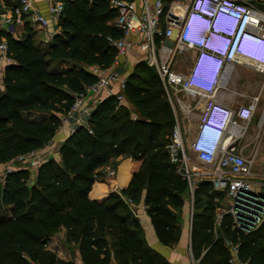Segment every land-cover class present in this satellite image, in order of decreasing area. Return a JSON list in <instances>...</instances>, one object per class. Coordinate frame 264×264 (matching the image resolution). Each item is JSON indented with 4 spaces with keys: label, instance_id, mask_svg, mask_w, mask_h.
<instances>
[{
    "label": "trees",
    "instance_id": "1",
    "mask_svg": "<svg viewBox=\"0 0 264 264\" xmlns=\"http://www.w3.org/2000/svg\"><path fill=\"white\" fill-rule=\"evenodd\" d=\"M249 1L264 10V0ZM65 3L46 50L30 32L21 39L6 36L11 61L0 73V165L52 141L76 95L98 80L90 66L106 69L116 58L108 41L123 35L113 25L116 11L104 0ZM54 64L58 69H52ZM123 95L122 105L115 95L104 99L88 124L61 144L60 161L43 163L31 184L28 169L0 182V212L9 211L0 216V264H75L48 249L49 239L61 228L66 242L77 245L83 264H112L113 258L118 264H171L141 237L140 222L122 196L135 204L143 200L161 244L180 241L177 211L185 206L189 184L167 149L174 114L156 68L145 61L128 75ZM33 113L44 116L30 120ZM120 157L134 162L129 186L104 203L92 201L89 193L100 169ZM194 198L192 251L198 264H230L225 240L239 244L242 263L264 264V224L245 233L232 229L233 219L226 215L216 235V210L225 194L201 182Z\"/></svg>",
    "mask_w": 264,
    "mask_h": 264
},
{
    "label": "built area",
    "instance_id": "2",
    "mask_svg": "<svg viewBox=\"0 0 264 264\" xmlns=\"http://www.w3.org/2000/svg\"><path fill=\"white\" fill-rule=\"evenodd\" d=\"M104 1L116 11L113 25L123 33L120 38H108L110 46L117 51L116 58L106 69L90 66V71L98 80L85 92L76 95L71 110L61 118L60 129L69 127L71 133L74 132L82 122L81 118L75 116L88 113L87 104L90 100L101 103L103 99L115 95L121 105L125 103L123 92L128 75L123 72L125 67L122 59L133 50H138L145 56L143 61L156 68L171 105L175 126L167 149L171 162L177 166V173L187 179L191 195L194 196L198 183L209 182L213 191L225 194L229 202L228 208L219 211L217 221L222 222L224 216L230 215L233 219L232 229H240L245 233L257 230L264 224V182H255L252 170L264 132V10L249 0ZM35 2L18 0L9 6L0 5V73L4 65L11 61L6 36L17 38L26 23L48 30L45 40L47 45L53 40L55 32L50 31L49 26L59 23L65 11V0H45L47 16L35 6ZM217 17L223 34L211 45L217 54L224 52L223 57L206 52L203 54L209 49L206 46L208 32ZM242 25L244 33L251 35L252 40L238 42L233 57L228 59L233 36ZM231 32L234 35L229 37ZM190 52H195V58L188 72L176 71V58ZM242 63L248 64L262 76L260 89L248 106L231 110V131L227 137L229 143L216 157H210L209 163L202 160L207 159V156L195 152V139L189 142L194 160L209 166V169L197 168L185 150L182 122L191 114H197L198 134L214 111L220 110L221 104L215 98L228 87L237 65ZM197 65L200 71L194 75ZM214 74L219 76L217 83L212 80ZM115 87L117 93L113 92ZM72 119L74 125L71 126ZM254 121L256 130L249 135ZM244 141L247 143L243 144ZM251 144L253 148L249 149ZM45 162L40 161L37 151L18 156L6 163L5 177L19 167L37 172ZM114 174V171L109 172V176ZM122 199L137 215L135 203L127 197ZM215 201H219V196ZM225 244L231 254L229 263L244 264L239 258V244L231 240H226Z\"/></svg>",
    "mask_w": 264,
    "mask_h": 264
},
{
    "label": "crops",
    "instance_id": "3",
    "mask_svg": "<svg viewBox=\"0 0 264 264\" xmlns=\"http://www.w3.org/2000/svg\"><path fill=\"white\" fill-rule=\"evenodd\" d=\"M17 1L18 0H0V5L3 4L9 6L16 3ZM35 6L41 11L42 14L47 16L45 0H36ZM49 29L50 31H54L55 33H57L58 24L50 25ZM27 32L31 33L36 44L40 45L41 48L47 45L45 43L48 33L47 29H40L38 27L30 25L29 23H26L25 28L21 32V35H18L16 39H21ZM129 55L131 56L122 59L125 67L123 68V72H125L126 75L130 74V72H128L129 65L131 64L130 60L139 59V61L141 62L145 58L144 54L139 52L138 50H133L131 53H129ZM194 58L195 56L193 57V59ZM261 82H262V76L257 71L250 69L248 67L237 66L236 70L231 76V79L228 82V87L221 90L217 94L215 100L222 106L229 109H237L240 107L248 106L251 101V98L255 97L256 94L258 93L261 86ZM113 92L117 93L116 87L113 88ZM99 104L100 103H96V101L94 100L93 101L90 100L87 104V108L89 109L88 113L83 114L82 116L79 115L75 116V118L78 119L81 118L82 120L79 126H86L88 124L89 117L91 116L92 112ZM37 115H41V114L33 113L28 117L30 120H37L36 119ZM73 121L74 119L71 120V126L73 124ZM70 133H71V129L69 127H64L58 130L57 135L55 137L56 138L55 141L61 145L68 138ZM195 137L193 139H195ZM53 157L54 159L60 161L59 151L55 155H53ZM195 162L200 165L204 164V162L198 160H196ZM133 166H134V162L131 158L120 157L111 161L107 166L100 169V173H101V177L99 178L100 181L95 182V184L93 185L92 190L89 193V198L92 201L103 203L107 200V198L111 194L113 193L120 194L121 190L127 188L131 182V179L133 177V173H132ZM110 171H114L115 174L113 176H109ZM255 178H258V180H255ZM253 180L255 182L256 181L264 182V173L258 172L257 174H254ZM198 184L196 188L198 187ZM225 200L227 199L225 198ZM139 205H140L138 206L139 209H137L136 211L138 213L137 215L134 214L131 210L130 211L134 215L133 217L139 220L141 225L140 235L142 238H144L148 246H150L154 251L159 253L164 259L169 261L171 264H193V262H197L198 264V261L194 258L192 251L193 214L190 217H186L187 221L189 220L188 221L189 223L188 222L185 223L184 220L185 217H183L184 220L183 224L182 222H179L180 230H181V238L180 241L175 245L176 246L175 249L172 250L170 246H165L161 244L160 241L158 240L154 227L151 222V218L147 213L146 206L143 200L140 202ZM228 207H229V202L227 208ZM185 209L186 206H184V211ZM220 210L221 209H218V212ZM218 214L219 213H217V216L215 218L216 235L218 234V230L220 229L221 226V222L217 221ZM66 235H67L66 229L61 228L60 231L57 233V235L49 239L48 242L49 249L56 253L58 251V248L56 247L58 246V240L60 244L64 246V244H66ZM67 246H69V244ZM64 250H66V252L62 251L61 249L60 253H56L60 260L64 262H74L75 264H83L78 249H76L75 256H73L71 252L66 248ZM112 264H118L114 258L112 260Z\"/></svg>",
    "mask_w": 264,
    "mask_h": 264
},
{
    "label": "rangeland",
    "instance_id": "4",
    "mask_svg": "<svg viewBox=\"0 0 264 264\" xmlns=\"http://www.w3.org/2000/svg\"><path fill=\"white\" fill-rule=\"evenodd\" d=\"M46 48H47V45L42 47L43 50H46ZM129 56H131V55H129ZM194 56H195V52L185 53V54H181L180 56H178L176 58L175 62H174L175 70L178 71V72L187 73L188 69L191 67V62H192V59H193ZM136 61H138V62H136ZM130 63L131 64L129 65L128 72H130V74H131L135 70V66L138 63H140V61H139V59H137V60L136 59L135 60L132 59V60H130ZM67 66H68L67 64H59L58 65L59 68H61V67L65 68ZM52 69H58L56 64H54ZM43 116H44L43 114L42 115H37L36 119L37 120L41 119ZM255 123H256V121H254V124L251 126V131L249 132V135H251L256 130ZM182 126L184 127V130H185L184 143H185L186 153H187V155L189 157H192V159L194 160L195 156L191 152V150L189 149V142H191L193 140V138L196 136L197 131H198V117H197V114H195V113L191 114L190 117L187 120L182 122ZM262 134H263V139H262L261 144H260L258 158H257V160L255 162V165L253 167V170H252L254 174H257L258 172L264 173V132H262ZM56 135L53 137V140L50 141L45 147H43L40 150H36L40 154V161L41 162H45V161H48L50 159H54L53 155H55L59 151L61 145L55 141L56 140V138H55ZM170 140H171V138H170ZM246 143H247V141L243 142V144H246ZM252 148H253V144L250 145L249 149H252ZM194 162H195V160H194ZM194 162H193V164L196 165L197 168L201 167L203 169H209V166H206L204 164L200 165V164H197L196 162L195 163ZM19 168L23 169L21 167H19ZM19 168H17V170ZM25 169H27V168H25ZM5 170H6V163H5V165L3 164L2 167H0V182L1 183H3L6 180V178H7V177H5ZM30 173H31V179H32V180H30V184H31V182L35 179V176H36L37 172H35L33 170H30ZM255 180H258V178H255ZM98 181H100V180L98 179ZM122 197H125V196H122ZM108 198H107V200H108ZM203 202H202V206L205 203H207V199L204 198ZM124 203H125V201H124ZM221 203H222L221 206H220L221 208L220 207L217 208L215 217L217 216V213H219L218 209H225L223 207L227 208V206H228V202H227V200H225V198L221 201ZM139 204L140 203H136L135 204L136 205V207H135L136 211H137V209H139V207H138V206H140ZM185 206H186L185 211H184V208L181 211L180 210L177 211L178 220H179V222H182V224H183L184 220H185V223L188 222L189 220L187 221L186 217H190L195 211V198H194V196L191 195V191H190V194L188 192V196H187L186 201H185ZM127 207H128L129 210H131L128 205H127ZM2 215L9 216L8 209H4L2 212H0V216H2ZM183 217H185L184 220H183ZM57 233L55 235H57ZM66 244L68 245L67 242H66ZM66 244H64V246H62L60 244L59 240H58V246H56V247L58 248L59 252L57 251L56 253H60L61 249H62V251L66 252V250H64L66 248L67 250H69L71 252V254L73 256H75L77 245L69 244V246H70L69 247ZM175 247H176L175 245L170 246V248L172 250H174ZM48 249H49V246H48Z\"/></svg>",
    "mask_w": 264,
    "mask_h": 264
},
{
    "label": "clouds",
    "instance_id": "5",
    "mask_svg": "<svg viewBox=\"0 0 264 264\" xmlns=\"http://www.w3.org/2000/svg\"><path fill=\"white\" fill-rule=\"evenodd\" d=\"M222 34L223 30L218 24L217 17L209 28L208 42L206 44V46H209V49L203 51V54L206 52L209 55H217L219 57H223L225 53L223 52L222 54H217L216 51H214L213 46L211 45L213 42L218 40ZM233 35V32L229 33V37H232ZM244 39H248L250 42L252 40L251 35H249L248 33H244V26L242 25L233 36L232 46L227 56L228 59H231L233 57L237 43L242 42ZM237 66L250 68L246 63L238 64ZM199 68L200 66L197 65L194 70V75L199 74ZM218 79L219 76L214 74L212 77L213 82L217 83ZM220 107V110L214 111V113L210 116L207 124L202 126L199 133L195 137V152L207 156V159H202L206 163L210 162V157H216L220 150L229 143L227 137L229 132L231 131L230 123L232 119V109L229 110V108L227 109L222 105Z\"/></svg>",
    "mask_w": 264,
    "mask_h": 264
}]
</instances>
